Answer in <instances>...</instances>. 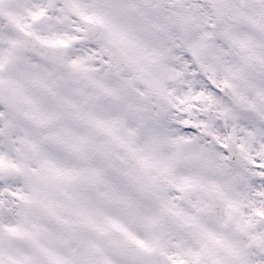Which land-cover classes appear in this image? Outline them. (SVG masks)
I'll list each match as a JSON object with an SVG mask.
<instances>
[{
    "label": "snow or ice",
    "instance_id": "1",
    "mask_svg": "<svg viewBox=\"0 0 264 264\" xmlns=\"http://www.w3.org/2000/svg\"><path fill=\"white\" fill-rule=\"evenodd\" d=\"M0 264H264V0H0Z\"/></svg>",
    "mask_w": 264,
    "mask_h": 264
}]
</instances>
